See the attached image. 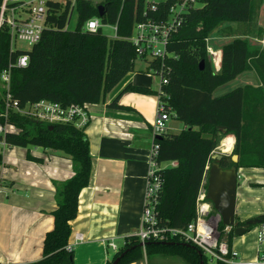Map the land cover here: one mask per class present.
Wrapping results in <instances>:
<instances>
[{"label": "trees", "instance_id": "1", "mask_svg": "<svg viewBox=\"0 0 264 264\" xmlns=\"http://www.w3.org/2000/svg\"><path fill=\"white\" fill-rule=\"evenodd\" d=\"M172 2L156 1V8L151 9L146 0H100L96 3L77 0L73 7L69 2L63 4L50 0L47 3L48 25L40 40L27 50V65L11 68V99L20 105L41 99L62 106L103 102L106 94L133 70L136 52L128 37L134 22L165 19ZM98 4L103 5L101 17L98 16ZM258 5V0H198L197 5L190 6L178 16L177 25L167 39L166 55L145 62L146 71L151 69L154 74L167 79L161 86V99L170 117L184 124L179 132L166 130L154 139L157 144L155 161L158 164L176 163L159 170L161 188L155 211L163 225L182 227L192 220L197 191L202 180L206 179V167L211 163L216 162L222 168L264 169V47H255L241 37V33L237 34L221 48L219 71H213L206 50V39L220 22L251 24L257 16ZM73 10L76 11V22L74 28L69 29L66 25ZM91 17H99L103 24H116V35L107 36L101 28L95 31L82 29ZM20 53L15 52L13 57ZM10 57L8 32L2 26L0 73ZM200 61L203 62L202 70L198 66ZM244 71H253L258 83L240 85L221 95H213L217 87ZM127 90L157 93L131 83L122 92ZM118 98L119 95L107 106L121 108L122 105L117 104ZM3 102L0 97V113ZM8 122L18 131L7 132V146H34L61 152L71 160L73 169L69 179L54 183L53 227L45 233L41 258L17 264H73L72 248H67L71 221L77 215L78 195L88 185L92 171L85 126L46 123L16 113L8 116ZM224 134L235 137L234 146L230 154L216 160L211 156ZM233 154L238 156L236 162L231 160ZM28 157L42 161L41 158ZM1 160L0 154V164ZM257 217L264 221V213ZM245 221L235 219L234 227H247ZM218 227L221 236H228L229 243L234 236V227L226 233L221 222ZM166 242L171 244L147 241L139 246L140 240L133 233L124 237L123 243L105 264H111L126 249L129 250L117 264L137 263L144 256L156 253L177 255L189 264H200V260L203 264H211L194 245H186L177 237Z\"/></svg>", "mask_w": 264, "mask_h": 264}, {"label": "crops", "instance_id": "2", "mask_svg": "<svg viewBox=\"0 0 264 264\" xmlns=\"http://www.w3.org/2000/svg\"><path fill=\"white\" fill-rule=\"evenodd\" d=\"M239 25L241 37L255 47H264L261 43L264 12H260L259 5L253 23ZM220 52L221 49L219 59ZM127 74L106 94L103 102L88 104L89 120L84 132L92 171L88 185L78 195L77 215L71 221L68 243L73 251V264H105L111 251L107 242L112 240L120 246L124 237L139 227L157 97L130 90L122 92L126 85L133 84L130 79L124 80ZM240 75L244 74L236 77ZM244 79L238 86L249 84ZM254 82L258 83L257 78ZM117 95V104L122 107H108ZM145 97H149L147 103L143 102ZM1 156L0 178L4 190L0 196V264L36 261L42 256L45 233L53 227L54 183L73 175L72 162L61 152L38 147L30 150L8 146ZM237 176L235 219L245 221L263 214L264 169L238 167ZM253 228L229 241L242 261L256 257V225ZM76 234H81L80 240H75ZM156 257L163 263L180 259L189 264L177 255L164 253L146 255L132 264H151Z\"/></svg>", "mask_w": 264, "mask_h": 264}, {"label": "built area", "instance_id": "3", "mask_svg": "<svg viewBox=\"0 0 264 264\" xmlns=\"http://www.w3.org/2000/svg\"><path fill=\"white\" fill-rule=\"evenodd\" d=\"M50 0H1L0 3V28L6 27L9 42V62L0 73V83L5 88V108L0 113V154L8 147L5 142L7 132H17L18 128L8 122V116L11 113L24 115L37 121L46 123L63 122L73 123L76 127H84L89 120L88 104H70L62 106L57 102L41 99L35 102H27L20 105L17 100L11 99L9 92L10 72L13 67H24L27 65L29 50L36 44L41 37L44 28L48 25L47 3ZM60 1L63 4L69 2L71 7L77 0H53ZM98 2V0H86ZM16 5L11 6L10 4ZM198 0H173L170 4L165 19L153 20L144 19L135 21L132 26L131 34L128 39L135 47L136 58L152 60L154 58L162 59L166 55L165 46L171 32L177 25L178 16L192 5H197ZM151 9H155V2H149ZM72 14V11L69 15ZM108 24H103L99 17H91L82 25V29L95 31ZM112 25L114 35H116V24ZM68 28V23L66 25ZM135 33L133 35V30ZM18 42H24L28 49L18 47ZM264 45V39H261ZM207 50V47H206ZM15 52H21L13 57ZM152 73V70H147ZM160 82L156 90V112L151 123V134L153 141L148 150V166L146 172V184L143 196V203L140 215V223L135 235L140 242L147 241L166 242L174 237L179 238L185 244L198 247L202 254L211 264L223 262L226 264H264V221L256 224V257L254 260L242 261L238 259V253L235 251L225 237L221 236L219 223L221 218L213 209L211 202L206 199V181L202 180L197 191L195 199V215L187 224L182 227H169L163 225L158 220L155 207L157 203V194L161 188L160 168L164 167L155 161L157 154V144L154 139L156 136L167 130L166 121L170 114L166 112L163 100L162 84L167 79L158 75ZM174 161L169 162L173 166ZM4 185L0 178V196L3 193ZM230 227H224L223 232H228ZM81 234H76L75 240H80ZM107 246L114 252L119 248L112 240L107 242ZM67 248H72L68 243Z\"/></svg>", "mask_w": 264, "mask_h": 264}, {"label": "rangeland", "instance_id": "4", "mask_svg": "<svg viewBox=\"0 0 264 264\" xmlns=\"http://www.w3.org/2000/svg\"><path fill=\"white\" fill-rule=\"evenodd\" d=\"M100 1V0H98ZM147 2H156V1H161V0H146ZM259 7H260V12H264V0H260L259 2ZM76 11L73 10L70 19L68 21V28L69 29H73L75 26V22H76ZM239 23L237 22H220L218 24V26L209 33L207 39H206V47H207V56L208 59L211 62V66L213 71H219L220 69V59H219V55H218V50L222 48V46L225 43H228L230 40H232V38L234 36H237V34H240V31L242 29H240ZM244 27V26H243ZM102 32L107 35V36H113V28L112 25H105L103 27H101ZM135 33V29L133 30V35ZM256 36V35H255ZM258 37V36H257ZM18 47L22 48V49H28V45L24 42H18ZM146 68V63L143 59L140 58H136L134 60V67L133 70L129 72V74H127L126 78L124 80L130 79V81L133 82V84L135 85H140L143 87H148L150 90H157L158 89V85L160 82V78L158 75L156 74H152V73H147L145 71ZM244 75H240L242 77H236L232 80H230L229 82L219 86L218 88H216L213 92V95L218 96L221 95L231 89H233L234 87L238 86L240 81H242L244 78V80H247L249 82V84L251 85H256L254 83V81H256V76L254 77V72L253 71H244L242 72ZM243 78V79H242ZM258 80V79H257ZM147 96H150L152 93H147ZM0 97L1 100L5 99V88L3 86V84L0 83ZM106 97V96H105ZM149 99V97H145V99L143 100L144 103H147V100ZM5 108L4 102H3V110ZM166 127H167V131L168 132H172V133H177L179 132L183 127L184 124L175 119L174 117H169L168 120L166 121ZM228 134H232V133H228ZM224 134L220 141L218 146L216 147V149L214 150V153H224V154H230L231 150L234 146V141H235V137H233L232 135H226ZM229 139V140H228ZM223 140V142L226 141V146L221 147V141ZM36 147L34 146H28L26 149H30L33 150ZM39 149H42L41 147H38ZM1 149V146H0ZM163 166V165H162ZM264 201V199H263ZM254 226L251 227V230H253ZM249 231L245 232V234H247ZM225 233V232H224ZM244 235V234H243ZM241 235H234V238L240 237ZM228 239V236L226 235V238ZM111 250V249H110ZM114 251H110V255H109V260L112 258ZM157 259H153L151 261V264H186V262L180 260V259H174L176 260V262L174 263H163L160 260V257H156Z\"/></svg>", "mask_w": 264, "mask_h": 264}, {"label": "water", "instance_id": "5", "mask_svg": "<svg viewBox=\"0 0 264 264\" xmlns=\"http://www.w3.org/2000/svg\"><path fill=\"white\" fill-rule=\"evenodd\" d=\"M98 16L103 15V5L98 4ZM199 69L202 70L203 62H199ZM160 136H156L159 138ZM224 153H213L212 158L219 160ZM231 160L236 162L238 156L236 154L231 155ZM206 199H208L213 209L219 214L221 223L226 227H234L235 224V198H236V186H237V168H222L216 162L211 163L206 167ZM261 220L258 217L251 218L245 221L247 227L236 226L234 227V235H242L249 230V226H254L260 223ZM162 244H171V242H159ZM145 243L140 242L139 246H143ZM189 245V244H186ZM124 250L119 256H117L111 264H117L119 259L128 251ZM198 254L201 258V252L198 250ZM200 264L203 261L200 260Z\"/></svg>", "mask_w": 264, "mask_h": 264}, {"label": "bare ground", "instance_id": "6", "mask_svg": "<svg viewBox=\"0 0 264 264\" xmlns=\"http://www.w3.org/2000/svg\"><path fill=\"white\" fill-rule=\"evenodd\" d=\"M229 140V139H228ZM221 147H224V146H226V141L225 142H223V140L221 141V145H220Z\"/></svg>", "mask_w": 264, "mask_h": 264}]
</instances>
